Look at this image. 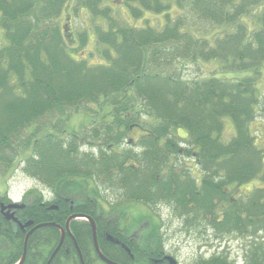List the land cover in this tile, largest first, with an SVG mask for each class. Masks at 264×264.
Here are the masks:
<instances>
[{"label":"trees","instance_id":"trees-1","mask_svg":"<svg viewBox=\"0 0 264 264\" xmlns=\"http://www.w3.org/2000/svg\"><path fill=\"white\" fill-rule=\"evenodd\" d=\"M70 2L102 21L92 27V51L83 49L89 28L74 41L68 23L61 25ZM263 2L0 0V173L8 183L0 192V264H18L30 230L54 222L32 233L22 263L48 264L62 237L58 226L73 215L95 221L109 260L169 264L160 217L144 237L132 234L117 212L124 201L167 206L204 239L210 230L216 239L264 233V146L249 127L264 117V14L255 17L258 27L248 23ZM200 22L211 28H196ZM206 63L217 65L195 78L171 67ZM67 108L89 113L90 122L72 131L67 115L55 124L46 119ZM229 119L235 134L225 142ZM16 174L35 181L24 207L12 209L18 221L3 213ZM254 179L260 184L252 193L236 196L238 184ZM105 192L123 201L106 206ZM69 229L84 264H108L88 220L73 218ZM226 260L198 256L187 264H231ZM51 264H81L67 232ZM246 264H264V239L246 251Z\"/></svg>","mask_w":264,"mask_h":264},{"label":"rangeland","instance_id":"rangeland-1","mask_svg":"<svg viewBox=\"0 0 264 264\" xmlns=\"http://www.w3.org/2000/svg\"><path fill=\"white\" fill-rule=\"evenodd\" d=\"M116 1V0H115ZM112 2V1H110ZM121 8V7H120ZM65 12L61 18V25L65 29V23H68L69 33L71 38L76 39L77 35L87 30H91V38L87 45L83 48L85 53L87 51H92L95 47L94 35L92 32V27L95 23L102 22L100 19L96 21H91L90 15L84 8H78L75 6L74 2H70L65 7ZM188 16L191 17V14L187 11ZM264 14V2L259 4L255 10L251 13V18L248 23L251 27H258L259 24L256 21V16ZM150 16V14H147ZM152 15V14H151ZM155 16H151L154 18ZM155 20V19H153ZM195 20L192 18L188 19V25L194 24ZM203 29L204 32H207L211 27L204 22L197 23L196 28ZM216 31V30H215ZM90 60L96 62L101 60L98 55H90ZM217 64H209L199 67L196 65H178L177 67H172V69L177 70L180 75L186 78H195L198 76L208 75L210 71L216 67ZM148 67L152 71H166L170 70L171 67L166 64H161L160 66L149 64ZM171 69V70H172ZM259 92L263 95L262 100L264 101V66L262 67V73L258 80ZM67 115V118H62V115ZM51 116V117H50ZM90 114L86 113L82 109L78 111L65 109L64 111H52L50 115L47 116V120L51 124H55L60 121L61 118L65 119L67 122L69 130L78 131L80 127L85 126L90 122ZM230 120V119H229ZM81 127V128H82ZM249 127L251 131L255 132L257 138V144L264 146V117L259 116L256 119H253ZM221 135V139L225 142H228L235 134V129L232 121H227L225 129ZM4 172L0 173V192L4 193L8 188V183L6 182ZM194 174L197 177L201 176L199 170L194 169ZM260 184L259 179H254L248 181L244 184H241L237 189L236 196L239 194L247 196L252 193L255 188ZM9 185L11 190L9 191V199L15 200V197L22 198V196L29 189L35 187V181L29 177H26L22 174H16L13 178L9 179ZM233 185H230L232 187ZM233 188V187H232ZM103 200V199H102ZM106 206L111 204L119 203L123 201L121 198H116L115 195L105 192ZM152 207V208H151ZM149 206L148 204L126 201L121 202L117 205V212L121 213L122 222L125 221L130 224V229L132 234H136L140 237H144L150 231V228H154L157 224L159 217L160 226L162 227L163 234L166 237V241L171 253V256L175 257L180 264H187L192 262L194 257H204L205 259H210L213 255L226 256L227 262L231 264H246V251L250 247L260 243L264 239V233H259L257 235H240L233 234L231 236H226L221 239H216L213 231L210 230L208 237H198L197 234L192 233V231L186 229L181 225V221L172 214V211L169 207L164 205L158 206ZM190 231V232H189Z\"/></svg>","mask_w":264,"mask_h":264},{"label":"water","instance_id":"water-1","mask_svg":"<svg viewBox=\"0 0 264 264\" xmlns=\"http://www.w3.org/2000/svg\"><path fill=\"white\" fill-rule=\"evenodd\" d=\"M13 216H14V215H13ZM10 217H12V215H11ZM77 217H81V218L87 219V220L90 222L91 227H92V235H93L94 246H95V249H96V252H97L98 256H99L103 261H105V262L108 263V264H117V263H115V262L109 260V259H108V258H107V257L101 252L100 247H99V244H98L97 228H96L95 221H94L91 217H89V216H76V215H73V216H71V217L68 219V221H67V223H66V228H63V227L59 226L60 229H61V231H62V240H61L59 246L57 247V250L52 254V256H51V258H50L48 264H51V262L53 261L54 257L56 256V254H57L58 251L60 250L66 232H67V233L70 235V237L73 239L74 245H75V247L77 248L78 253H79L80 257H81L82 264H84V262H83V258H82V254H81V251H80L79 245H78V243H77V240L75 239L74 235L71 233V231H70V229H69V222H70L73 218H77ZM30 224H31V222L27 223V224L24 225V226H27V225H30ZM20 225H21V227H24L22 224H20ZM48 225H55V223H51V224H48V223L38 224V225L34 226L33 229L27 234V237H26V240H25V250H24V254H23V256H22L21 261H20L19 264H22V263L24 262V260H25L27 243H28V240H29V237L31 236V234H32L36 229H38V228H40V227H43V226H48ZM168 259L171 260L172 258H171V257H168ZM171 264H177V263H176V261L172 260Z\"/></svg>","mask_w":264,"mask_h":264},{"label":"flooded vegetation","instance_id":"flooded-vegetation-1","mask_svg":"<svg viewBox=\"0 0 264 264\" xmlns=\"http://www.w3.org/2000/svg\"><path fill=\"white\" fill-rule=\"evenodd\" d=\"M8 207H4L3 206V213H4V215L5 216H7L8 218H11V219H15V220H17V218L15 217V213L14 212H12V209H17V208H21V207H24V205L22 204V205H19V204H17V203H13V202H10L8 205H7ZM7 209H10V210H7ZM12 215V217H10ZM14 215V216H13ZM14 220V221H15Z\"/></svg>","mask_w":264,"mask_h":264},{"label":"bare ground","instance_id":"bare-ground-1","mask_svg":"<svg viewBox=\"0 0 264 264\" xmlns=\"http://www.w3.org/2000/svg\"><path fill=\"white\" fill-rule=\"evenodd\" d=\"M241 184H244V183H241ZM241 184H238L237 187H240ZM234 185H235V184H234ZM51 223H54V222H50V223H48V224H51ZM55 225H56V223H55ZM58 227H59V226H58ZM59 228H60V227H59ZM60 230H61V229H60ZM31 235H32V234H31ZM61 235H62V231H61ZM29 238H30V237H29ZM64 239H65V236H64ZM64 239H63V242H64ZM61 240H62V237H61ZM61 240H60V242H61ZM60 242H59V244H60ZM63 242H62V245H63ZM59 244H58V246H59ZM62 245H61V246H62ZM58 246H57V247H58ZM76 249H77V248H76ZM24 250H25V249H24ZM56 250H57V248L54 250V252H55ZM77 251H78V250H77ZM54 252H53V253H54ZM23 254H24V252H23ZM23 254H22V256H23ZM78 254H79V253H78ZM26 256H27V248H26ZM79 256H80V255H79ZM21 258H22V257H21ZM171 258H172L171 260H170V259H167V261H168L169 264H171L172 260L175 261V259H176L175 257H171ZM25 259H26V257H25ZM80 259H81V257H80ZM24 261H25V260H24ZM83 262H84V261H83ZM84 263H85V262H84ZM81 264H82V261H81Z\"/></svg>","mask_w":264,"mask_h":264}]
</instances>
